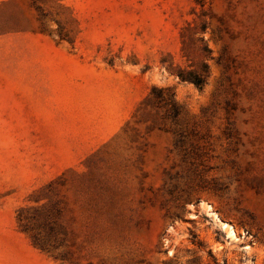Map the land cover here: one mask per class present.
<instances>
[{"label": "rangeland", "instance_id": "1", "mask_svg": "<svg viewBox=\"0 0 264 264\" xmlns=\"http://www.w3.org/2000/svg\"><path fill=\"white\" fill-rule=\"evenodd\" d=\"M215 263L264 264V0H0V264Z\"/></svg>", "mask_w": 264, "mask_h": 264}, {"label": "trees", "instance_id": "2", "mask_svg": "<svg viewBox=\"0 0 264 264\" xmlns=\"http://www.w3.org/2000/svg\"><path fill=\"white\" fill-rule=\"evenodd\" d=\"M176 76L179 80L190 82L197 88H201L205 82L204 77L196 75L195 73H189L188 75H184L183 73H178Z\"/></svg>", "mask_w": 264, "mask_h": 264}]
</instances>
